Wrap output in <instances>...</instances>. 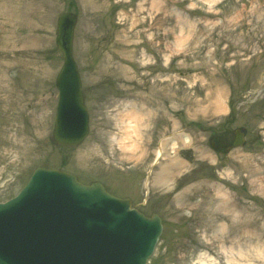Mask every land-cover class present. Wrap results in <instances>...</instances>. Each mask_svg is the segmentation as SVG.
<instances>
[{
	"label": "rangeland",
	"instance_id": "1",
	"mask_svg": "<svg viewBox=\"0 0 264 264\" xmlns=\"http://www.w3.org/2000/svg\"><path fill=\"white\" fill-rule=\"evenodd\" d=\"M68 2L0 0V202L34 169H60L161 218L150 264H245L261 253L264 0H72L90 131L63 148L51 133ZM239 128L242 148L213 152L212 132ZM170 139L177 148L154 165Z\"/></svg>",
	"mask_w": 264,
	"mask_h": 264
},
{
	"label": "water",
	"instance_id": "2",
	"mask_svg": "<svg viewBox=\"0 0 264 264\" xmlns=\"http://www.w3.org/2000/svg\"><path fill=\"white\" fill-rule=\"evenodd\" d=\"M76 20L63 14L56 27L64 59L52 133L58 146H78L88 134L71 54ZM242 145L236 134L233 147ZM161 232L157 215L144 216L101 184L83 185L61 170L38 168L15 198L0 204V264H146Z\"/></svg>",
	"mask_w": 264,
	"mask_h": 264
},
{
	"label": "bare ground",
	"instance_id": "3",
	"mask_svg": "<svg viewBox=\"0 0 264 264\" xmlns=\"http://www.w3.org/2000/svg\"><path fill=\"white\" fill-rule=\"evenodd\" d=\"M126 118H134L133 117V115H130V116H127ZM180 138H181V141L183 142V144L185 145V146H187V145H189L190 144V142H191V140H190V138L187 136V135H184V134H181L180 135ZM170 145L171 146H169V148H167V145L165 144L164 145V148H160L159 150H158V152L156 153V155L158 156V157H161V155H162V153L163 152H165L166 150H168V149H176L177 148V144H176V142H175V140H173V139H170ZM176 145V146H175ZM173 154H175V152L174 151H172V152H170L169 153V155L172 157H174V155ZM168 175H169V171L167 172L166 170H163L162 171V173H161V176L158 178L159 179V181L160 180H164V181H162V182H164V183H167L168 182ZM263 249V251L260 249V252L261 253H258V254H256V255H254V254H250V255H245L244 256V263L246 264V262H249V261H253V260H261V261H263L264 260V247L262 248Z\"/></svg>",
	"mask_w": 264,
	"mask_h": 264
},
{
	"label": "flooded vegetation",
	"instance_id": "4",
	"mask_svg": "<svg viewBox=\"0 0 264 264\" xmlns=\"http://www.w3.org/2000/svg\"><path fill=\"white\" fill-rule=\"evenodd\" d=\"M246 138L245 130L242 131ZM235 140V136L229 130H224L222 132H216L211 135L210 146L214 148L217 153H223L228 147L232 145Z\"/></svg>",
	"mask_w": 264,
	"mask_h": 264
}]
</instances>
